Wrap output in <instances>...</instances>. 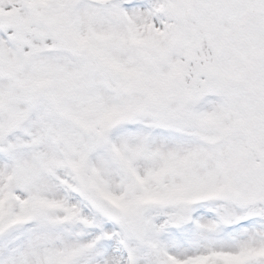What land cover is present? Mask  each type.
I'll list each match as a JSON object with an SVG mask.
<instances>
[{"label": "snow or ice", "instance_id": "obj_1", "mask_svg": "<svg viewBox=\"0 0 264 264\" xmlns=\"http://www.w3.org/2000/svg\"><path fill=\"white\" fill-rule=\"evenodd\" d=\"M0 264H264V0H0Z\"/></svg>", "mask_w": 264, "mask_h": 264}]
</instances>
